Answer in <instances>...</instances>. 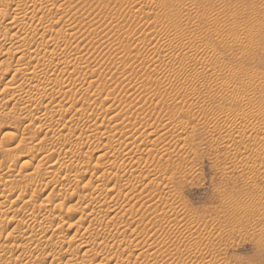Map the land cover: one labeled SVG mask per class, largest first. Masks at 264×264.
I'll list each match as a JSON object with an SVG mask.
<instances>
[{"label": "rangeland", "instance_id": "rangeland-1", "mask_svg": "<svg viewBox=\"0 0 264 264\" xmlns=\"http://www.w3.org/2000/svg\"><path fill=\"white\" fill-rule=\"evenodd\" d=\"M18 18L23 28H6ZM8 50L28 56L0 71V191L20 179L39 199L0 204V264H264V136L247 128L264 131V0H0V54ZM31 80L36 90H18ZM161 146L169 154L157 156ZM127 151L137 153L129 165ZM96 159L98 172L80 169ZM46 171L51 183L69 181L43 188ZM99 175L116 194L88 199ZM39 196L59 198L53 216L43 218ZM106 197L112 213L98 206ZM80 216L99 223L77 227ZM56 218L76 242L21 238ZM81 244L94 252L83 258Z\"/></svg>", "mask_w": 264, "mask_h": 264}, {"label": "bare ground", "instance_id": "bare-ground-1", "mask_svg": "<svg viewBox=\"0 0 264 264\" xmlns=\"http://www.w3.org/2000/svg\"><path fill=\"white\" fill-rule=\"evenodd\" d=\"M155 9V8H154ZM156 11H157V9H156ZM36 22H37V24L39 25V26H41V27H43V28H48V29H50V27L54 24V23H52L51 25L48 23V24H46V22H44L43 21V19L41 18H39V19H37L36 20ZM49 22V21H48ZM55 22V21H54ZM51 23V22H50ZM23 25H24V20L23 19H21V18H18V19H12V20H10L8 23H7V26H6V28L7 29H9V30H19V29H21V28H23ZM55 25V24H54ZM172 26V25H171ZM53 28H54V26H52ZM175 28H176V26H175ZM168 32V31H167ZM165 34H167V33H165ZM170 34V33H169ZM168 36V35H167ZM187 37V36H186ZM193 37V36H192ZM196 38V37H195ZM167 40V39H166ZM187 41V40H186ZM196 41V40H195ZM170 42V41H169ZM201 42V41H200ZM171 43V42H170ZM191 44V43H190ZM195 45V44H194ZM194 45H193V47H194ZM196 45H197V43H196ZM167 46V45H166ZM168 46H169V44H168ZM167 46V47H168ZM170 46H171V44H170ZM177 46V45H176ZM207 46V45H206ZM183 47V46H182ZM186 47V46H185ZM204 47V46H203ZM210 48V47H209ZM175 49V48H174ZM195 49V48H194ZM205 49H207V48H205ZM211 50V49H210ZM210 50H208V51H210ZM208 51H207V53H208ZM214 50L212 49V52H213ZM189 52V51H188ZM191 52V51H190ZM194 52V51H193ZM205 52V51H204ZM211 52V53H212ZM201 54H202V52H201ZM201 54H199V57L200 56H202ZM214 54V53H213ZM212 54V55H213ZM192 55V54H191ZM208 55V54H207ZM206 55V56H207ZM211 55V54H210ZM209 55V56H210ZM28 56V51H26V50H22V51H19V52H17V51H11V50H8V51H6V52H3V53H1L0 54V71H5V70H7V67H8V65L9 64H11V61L15 58V57H17L18 58V61L20 62V61H22V60H24L26 57ZM197 56V55H196ZM193 57V56H192ZM204 57V56H203ZM208 57V56H207ZM211 57V56H210ZM209 57V58H210ZM213 57H215L216 58V56L215 55H213ZM191 58V57H190ZM214 58V59H215ZM193 59V58H192ZM213 59V60H214ZM198 61V60H197ZM200 61V60H199ZM207 63V62H206ZM206 63H205V65H206ZM28 64H30V63H28ZM54 65V64H53ZM28 66V65H27ZM35 67H32V68H36L37 67V65H34ZM211 66V65H210ZM18 67L19 68H17V70L16 71H20V70H23V71H26L27 69H29V68H27V67H25V66H23L21 63H19L18 64ZM208 68H210L209 66H208ZM43 70L45 71V73H48V72H50L51 71V69L49 70L48 68H43ZM208 70V69H207ZM210 70V69H209ZM209 70H208V72H209ZM205 71V70H204ZM212 71H213V69H212ZM211 72V71H210ZM207 73V72H206ZM215 73V72H214ZM213 73V74H214ZM210 74V73H209ZM186 76V75H185ZM189 76V75H188ZM187 76V77H188ZM194 76V75H193ZM234 77V76H233ZM193 82V81H192ZM178 83H179V81H178ZM184 83V82H183ZM259 83V82H258ZM20 85L18 86V90H20V91H22V92H24V93H26V94H29L30 92H32V91H34V90H36L37 89V87L39 86V84L37 83V82H35V81H27V82H20L19 83ZM255 84V83H254ZM226 86V85H225ZM255 86V85H254ZM172 88V87H171ZM176 88V87H175ZM223 88H225L224 86H223ZM227 88V87H226ZM175 90V89H174ZM224 90V89H223ZM226 90H228V89H226ZM225 91V90H224ZM229 91V90H228ZM9 94V90L7 89V88H4L3 89V91H2V93H1V96L3 97V99H5V97L7 96ZM240 106H244L245 104V108L244 109H247L246 107H247V105L248 104H252V103H254V100L251 98V97H247V96H245V97H242L240 100ZM75 103V102H74ZM73 102H72V104H74ZM75 105V104H74ZM201 105V104H200ZM243 110V109H242ZM241 110V111H242ZM115 111V110H114ZM240 111V110H239ZM240 111V112H241ZM110 112H111V110H110ZM113 112V111H112ZM230 112V111H229ZM234 112V111H233ZM245 112H246V110H245ZM122 112L120 111L119 112V114H121ZM191 113V112H190ZM226 113V112H225ZM231 113V112H230ZM238 113L239 112H235L234 114H233V117H231L230 119H229V122H233L234 120H233V118L235 119V117L234 116H238ZM242 113V112H241ZM244 113V112H243ZM116 114H118V113H116ZM246 114V113H245ZM264 114V113H263ZM107 115V114H106ZM221 115V114H220ZM219 115V116H220ZM227 115V114H226ZM229 115L230 114H228V117H229ZM241 115V114H240ZM114 116H115V113H114ZM223 116V115H222ZM232 116V115H231ZM242 116V115H241ZM240 116V117H241ZM263 117V116H262ZM125 118V117H124ZM226 118V117H225ZM245 118V117H244ZM244 118H241V119H244ZM258 118V117H257ZM261 118V117H260ZM259 118V119H260ZM237 119H239V118H237ZM264 119V118H263ZM123 120V119H122ZM125 120V119H124ZM225 120V119H224ZM228 120V119H227ZM240 120V119H239ZM239 120L237 121V122H239ZM247 120V119H246ZM252 120V119H251ZM248 121V120H247ZM223 122V121H222ZM227 122V121H226ZM231 122V123H232ZM235 122V121H234ZM241 122V121H240ZM256 122H257V120H256ZM255 122V123H256ZM225 123V122H224ZM226 124V123H225ZM233 124V123H232ZM236 124V123H235ZM258 124H259V122H258ZM242 125V124H241ZM248 126H247V128H249L250 130H251V133H252V129H254V132L255 131H258V133L260 134V135H263L264 136V131H262V129H259V128H261L260 126H257L256 127V125L257 124H254V122L253 121H249V123L247 124ZM238 126V125H237ZM182 127V126H181ZM228 127V126H227ZM242 127H244V125L242 126ZM239 128H240V126H239ZM224 129V128H223ZM180 130V129H179ZM181 130L183 131V128H181ZM159 131V130H158ZM176 131H178V129L176 130ZM229 131H230V129H229ZM241 131V130H240ZM135 132H137L138 133V137H140V138H142V137H144L145 136V132L146 131H144L143 129H141V130H139L138 129V131H135ZM161 132H163L162 131V129H161ZM220 132V131H219ZM242 132V131H241ZM240 132V133H241ZM246 132V131H245ZM248 132H250V131H248ZM164 134V133H163ZM231 134V133H230ZM162 135V134H161ZM215 135V134H214ZM218 135V134H217ZM220 135H222V134H220ZM241 135V134H240ZM243 135H246L245 133L243 134ZM91 136V135H90ZM164 136H166V134H164ZM224 136H225V132H224ZM259 136V135H258ZM137 137V138H138ZM97 138V137H96ZM98 138L101 140V141H103L104 139H107L108 138V135L105 133V132H102L99 136H98ZM110 138V137H109ZM118 138H120L119 136H118ZM126 139V137L124 136V135H121V140L120 141H122L123 139ZM149 138V137H148ZM224 138V137H223ZM238 138V137H237ZM144 139H145V137H144ZM226 139V138H225ZM224 139V140H225ZM148 140V139H147ZM99 141V140H98ZM100 141V142H101ZM146 142V141H145ZM109 144H110V142H109ZM260 144V143H259ZM109 149H112L113 148V145H109V147H108ZM167 147L166 146H161V147H157L156 149H155V153H156V155L157 156H166L167 154L166 153H168L169 154V152H167L168 150L166 149ZM101 156H103V155H101ZM136 156H137V153L136 152H133V151H127V152H125L121 157H122V160L125 162V164L126 165H129L135 158H136ZM34 155L33 154H31V156H26L25 157V159H30V160H33L34 159ZM15 160H14V158H11V159H9V161H8V164H9V166H8V170H10L11 169V167H12V162H14ZM61 164H63V162L61 163ZM103 166H104V164H103V162L100 160V159H96V160H93V161H91V162H89V163H86V164H83V165H80V169L81 170H83L84 172H87V170L89 169V168H92L95 172H98L99 170H101L102 168H103ZM263 167V166H262ZM1 171V170H0ZM49 171H46V172H43V174H41V178H42V180L44 181L42 184H41V186L43 187V188H52V186L54 187V188H57L59 185H64L65 183H67L69 180H66V181H55V182H52L51 183V181L48 179V176H47V173H48ZM138 172V171H137ZM7 173H8V171H2L1 172V174H0V178H1V176L2 175H7ZM23 172H20V175L22 174ZM131 175H133V174H135L136 173V169L135 170H132L131 171ZM142 173V172H141ZM145 173V172H144ZM127 174H128V177H129V174H130V171H129V173L127 172ZM155 174V173H154ZM153 174V175H154ZM140 175V174H139ZM144 175V174H143ZM143 175H142V177H143ZM119 177V176H118ZM123 177H124V175H123ZM132 177H135V176H132ZM139 177V179H140V176H138ZM137 177V178H138ZM145 177H147L146 175H145ZM137 178H135V179H137ZM147 178H149L150 179V176L149 177H147ZM154 178V177H153ZM156 178V177H155ZM157 178H159V177H157ZM155 179L156 181L158 180V179ZM120 179V178H119ZM146 179V178H145ZM141 180H143L142 178H141ZM151 180H153V179H150V181ZM1 181V180H0ZM6 181V180H5ZM138 181V180H137ZM143 181H145V180H143ZM142 181V182H143ZM154 181V180H153ZM3 182V181H2ZM15 182V181H14ZM109 180L104 176V175H102V176H98V177H96V179H95V187L93 188V189H91L90 190V197H89V195H88V199H91V198H93V195L91 196V194H93V193H96L97 191H99L98 189H104V191L105 190H107L108 192H110V193H115V192H112V191H114V190H112V189H107V186L109 185ZM141 182V181H140ZM148 182V181H147ZM144 183V182H143ZM143 183H141L142 184V186L144 185ZM151 183V182H150ZM149 183V184H150ZM1 184V183H0ZM140 184V183H139ZM138 184V185H139ZM148 185V184H147ZM149 186V185H148ZM8 187V186H7ZM10 187V186H9ZM109 187V186H108ZM139 187H141V186H139ZM106 188V189H105ZM112 188V187H111ZM7 189V188H6ZM132 189V188H131ZM134 190V189H133ZM100 192V191H99ZM101 192H102V190H101ZM121 192V191H120ZM124 192V191H123ZM131 192H133L132 190L131 191H128V192H124L125 193V195H128L127 193H131ZM140 194H141V192H139ZM139 193H135L136 195H139ZM108 194V193H107ZM116 194V193H115ZM119 195H120V193H118ZM37 194H36V191L35 190H30V191H27L26 189H25V187H24V185H23V183L21 182V180L20 179H18L17 180V182H15V185H12L10 188H8L6 191H4V189H3V191L1 192L0 191V204L2 205V204H4V203H10V205L11 206H15V205H17L18 203H21V202H24V203H30L29 205L31 206L34 202H35V197H36V199L38 198V196H36ZM103 195V194H102ZM124 195V194H123ZM124 195V196H125ZM72 196V192H71V189L69 188V189H67V191H66V194H65V196H64V198L63 199H67V198H70ZM105 196V195H104ZM107 196V195H106ZM123 196V197H124ZM40 197V196H39ZM114 197V196H113ZM127 197V196H126ZM131 197V196H130ZM41 198V201H40V207L41 206H43V209L42 208H40V209H42V210H44V216H43V218H45V219H47V218H49L50 216H53V209H50L49 207H51V206H53V205H56V202H55V200H59V198H51V199H49V197H40ZM100 198V197H99ZM121 198V197H120ZM143 198V197H142ZM168 198V197H167ZM39 199V198H38ZM55 199V200H54ZM62 199V200H63ZM96 199V198H95ZM114 199V198H113ZM123 199V198H122ZM136 199H137V197H136ZM140 199V198H139ZM162 199L163 200H165L166 198L164 197H162ZM141 200V199H140ZM143 200V199H142ZM161 200V199H160ZM170 200V199H169ZM52 201H54V202H52ZM117 201H118V199H117ZM139 201V200H138ZM161 202V201H160ZM164 202H166V200L164 201ZM170 202H171V200H170ZM99 207L101 208L100 210L101 211H108V209H110V208H112V209H114V207H118L117 206V203H116V201H114V200H112V198L111 199H109L108 200V198L106 197V198H101L100 200H99ZM134 203V202H133ZM135 203H137V201L135 202ZM167 203V202H166ZM169 203V202H168ZM39 204H37V205H39ZM119 204V203H118ZM130 204V203H129ZM35 205V204H34ZM123 205V204H122ZM127 205H128V202H127ZM132 205V204H131ZM49 206V207H48ZM124 206H126V203L124 204ZM123 206V207H124ZM166 206V205H165ZM35 207V206H34ZM120 207V206H119ZM164 207V206H163ZM39 208V207H38ZM115 208V209H116ZM127 208V207H126ZM131 207H129V211L131 210L130 209ZM111 209V210H112ZM114 209V210H115ZM42 210H40V211H42ZM120 209H118V211H119ZM125 210H127V209H125ZM5 210H3V212H4ZM34 211H36L35 209H34ZM33 211V214H35V212ZM110 211V210H109ZM108 211V212H109ZM128 211V210H127ZM2 212V211H1ZM1 213V214H5V212L4 213ZM32 212V211H31ZM111 213H112V211H110ZM114 212V211H113ZM117 212V211H116ZM115 212V213H116ZM126 212V211H125ZM107 213V212H106ZM127 213V212H126ZM26 216L28 217V220H31V219H33V217H30V215L29 214H26ZM97 218V217H96ZM95 217L93 218V217H84V216H80V217H77V220H75V225L77 226V227H80V226H82V225H85V224H90L91 222H94L93 224H96V223H99V220L98 219H96ZM110 218V217H109ZM36 218H34L33 220H35ZM115 219H116V217H115ZM177 219V218H176ZM112 221L113 219H109V221ZM175 220V219H174ZM182 220V219H181ZM24 219H22V221H17L16 223H15V226H21L23 223H24ZM134 221V220H133ZM172 221V220H171ZM179 220H177V222H178ZM54 226L52 225V227L50 228V229H48V228H46V227H43L42 226V222L41 221H36L34 224H33V226H32V228L31 229H29V230H26V231H23V232H21V238H25V236L26 237H30V238H38V239H44V238H46L47 239V241H51V240H53V236H56V238L60 241V242H63L64 244H72V243H74V242H76L77 241V239L75 238V237H73V236H70V234H69V232L71 231V227H72V225H71V227H68L67 226V232L66 233H63L62 231H60L59 229H61V228H63L64 226H65V224L67 225L68 224V222L67 221H64V220H61V219H59V218H56L55 220H54ZM168 222H169V220H168ZM173 222V221H172ZM176 222V221H175ZM134 223V222H133ZM170 223V222H169ZM169 223H168V225H169ZM174 223V222H173ZM180 223V222H179ZM179 223H175L176 224V226H177V224H179ZM100 224H101V222H100ZM172 224V223H171ZM170 224V225H171ZM174 224V225H175ZM183 224V223H182ZM91 225V224H90ZM54 227V228H53ZM53 228V229H52ZM186 228H188V226L186 227ZM51 229H52V232H51V235L50 236H48V234L50 233V231H51ZM20 235V234H19ZM196 239V238H195ZM80 247L81 248H84V253H83V258L84 257H88V256H90L93 252H94V250H95V246H87V245H84V244H81L80 245ZM189 248H187V250H188ZM186 250V251H187ZM145 252V251H144ZM154 252H155V250H154ZM189 252H190V250H189ZM116 254H114V256L116 257L115 259H117V258H119V260H120V257L123 255L122 253H119V252H115ZM143 253H141V255H140V253H139V255L142 257L143 255H142ZM148 254H150L149 253V251H148ZM154 254V253H153ZM155 254H157V253H155ZM147 255V254H146ZM145 255V256H146ZM152 255V254H151ZM69 256H70V260H73L74 258H75V254L74 253H71V254H69ZM113 256V257H114ZM112 257V256H111ZM139 257V256H138ZM141 257H139V258H141ZM144 257V256H143ZM152 257V256H151ZM153 257H154V255H153ZM159 257V255L156 257V258H158ZM146 258V257H145ZM149 258V257H148ZM144 259V258H143ZM151 259V258H150ZM149 259V260H150ZM104 260V261H103ZM114 260V258H105V259H102L101 261H98V262H96L95 264H104V263H106V264H109V263H111L112 261ZM146 260V259H145ZM154 260V259H153ZM146 261H148V260H146ZM167 261V260H166ZM150 262V261H149ZM166 263V262H165Z\"/></svg>", "mask_w": 264, "mask_h": 264}]
</instances>
